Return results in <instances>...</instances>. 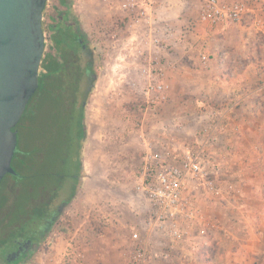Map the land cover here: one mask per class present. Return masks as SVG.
<instances>
[{"label":"rangeland","instance_id":"1","mask_svg":"<svg viewBox=\"0 0 264 264\" xmlns=\"http://www.w3.org/2000/svg\"><path fill=\"white\" fill-rule=\"evenodd\" d=\"M236 1L244 4L246 14L240 22L228 26L226 35L215 38L209 24L199 19L201 0H158L157 4L168 13L173 11L168 20L175 35L171 37L172 45L164 51L172 60L166 67L167 100L157 109H141V90L130 86L112 99V104L121 107L120 112H115L108 107L104 91L107 82L100 86L96 84V90H92L84 106L83 119L80 109H70L71 89L67 94L50 90L30 103L16 129L19 133L17 147L23 151L22 160L25 161L23 174L40 179L49 177L54 185L59 186L58 194L70 196V202L50 224L43 240L15 264H125L131 259L130 252L138 239V242L147 244L150 252L144 264H264L261 242L225 233L231 221H238L242 215L227 202L229 199L239 202L238 188L242 176L251 173L254 166L262 167V160L252 159L248 166L236 160L230 164V155L222 148L226 153L219 158L222 169L211 176L220 193L197 192V217L183 222L185 238L167 239L170 244L167 248L155 247L149 240L146 242L143 225L148 208L136 189L137 170L149 147L156 149L166 144L182 148L184 144L192 143L198 134L211 131L210 127L203 126V121H198L200 114L195 112L201 91H210L208 102L215 105L214 111L221 112L225 124L227 115L223 112L238 103H234L237 100L234 91L235 99H231L232 93L229 95L227 85L210 90L208 72L200 68L204 64L202 53L212 56L216 53L217 56V52L227 51L228 58L239 67L245 61L253 60L262 63L259 66L264 71V0ZM47 3L49 6L46 5L43 17L44 56L51 53L59 57L54 41L57 30L55 26L51 27L55 24L53 14V18L59 16L67 20L86 38L94 54L97 77L114 75L112 68L117 56L130 54L127 43L134 32L112 26L115 18H111L96 0H48ZM169 70L172 75H168ZM43 71L44 68L40 67V72ZM112 83L114 87L115 82ZM30 112L33 120L26 116ZM210 112L205 120L210 119ZM158 125L166 130L165 141L160 138L162 131ZM143 128L148 135L145 136L149 141L147 148L139 146L136 135V130ZM223 130L214 132L217 139L211 144V150L221 149ZM83 143L86 151L82 150ZM78 172L80 178L76 176ZM231 185L236 189L233 190ZM71 189L76 190L73 196L74 191L69 192ZM136 208L140 213L135 211ZM235 229L239 234L244 233L240 224ZM208 235H212L214 241L210 240L211 248L204 250L202 245L205 240L209 241ZM85 238L90 240L89 244L81 243Z\"/></svg>","mask_w":264,"mask_h":264},{"label":"built area","instance_id":"2","mask_svg":"<svg viewBox=\"0 0 264 264\" xmlns=\"http://www.w3.org/2000/svg\"><path fill=\"white\" fill-rule=\"evenodd\" d=\"M201 1L199 19L212 26L240 22L246 14V8L240 1ZM96 2L106 9L111 18H115L112 26L134 32L127 43L130 54L117 56L112 68L114 74L121 71L122 61L129 62L131 69L123 74L129 80L127 84L134 89L140 88L143 95L140 108L149 111L161 107L167 100L166 67L172 62L164 51L172 45L171 37L175 35L165 9L155 0ZM201 59L204 65H208L211 55L202 53ZM210 113L208 122L211 131L198 134L192 143L184 144L182 148L166 144L156 149L148 146L143 153L136 174V189L148 208V217L143 225L146 242L154 234L169 240H183L186 235L183 222L196 218L199 211L195 201L197 192L220 193L211 176L222 169L221 162L210 146L217 139L216 135L213 136L214 132L223 129L225 122L221 112L213 110ZM138 241L130 252L131 259L125 264H144L150 255L147 244ZM207 243L205 240L203 245Z\"/></svg>","mask_w":264,"mask_h":264},{"label":"crops","instance_id":"3","mask_svg":"<svg viewBox=\"0 0 264 264\" xmlns=\"http://www.w3.org/2000/svg\"><path fill=\"white\" fill-rule=\"evenodd\" d=\"M155 1L158 2V0ZM47 6H49L48 3ZM165 13L168 17L171 18L173 11L170 12L169 10L168 13V11L165 10ZM51 15L52 21L53 23H55L51 27H56L60 22V17L58 16V18H53L55 15ZM231 24L234 23L223 22L215 26H211L210 24L208 26L212 28L214 37L217 38L226 35V30L230 28L228 26ZM215 54L216 53H214L213 56L211 55L212 60L207 66L203 64V66L200 67L202 71L208 72V82L211 84L210 90L219 88V86L221 85H227L229 89V95L232 93V91H234V94L237 95L235 96V98H237L238 103L234 107H230L225 110L224 113L227 115V122L223 128V132H221L220 135L222 147L221 149L217 147V150L213 151L219 158H221L220 155L225 153L224 151H222V148L226 149L232 160L231 162H229L230 164L234 160L241 163L245 162L247 163V166L252 159L262 160V162H264V71H262V66H259L262 65V63H258L257 61L254 62L253 60H247L241 67H239L232 62V59L228 58L229 53L227 51L217 52V56ZM181 63L185 64L184 62ZM130 67L131 66L129 62L122 61L120 63L119 70L121 71L119 73H116L114 75L105 74L101 78L99 76L95 79L93 90H96V84H99L100 86L103 82H107L104 85V91L106 94V99L108 101V107L115 112H120L121 107L118 104H112L114 102L113 98L116 99L119 93H123V90L126 87L130 88V85L127 86V82L129 80L126 79L125 74H123L124 71L130 70ZM219 70L224 71L221 72ZM168 75H172L170 70L168 72ZM112 81L115 82L114 87ZM115 88L116 91L114 90ZM209 92H206V90L200 92V97L199 100H197L195 110L196 113L199 112L200 119L198 121H203L204 127H209V122L208 120H205V117H208L207 114L210 111L212 112L213 110H215L213 108L215 105H211L208 102ZM234 94L232 93L231 99H235L233 96ZM204 97H206L207 100H205ZM26 116H29V119L33 120V114L31 112ZM119 120H121V118H119ZM158 127H160V130L162 131L160 138L162 139V141H165L167 139V133L165 132L166 130L162 125H158ZM136 132L139 146L147 148L149 145V141L148 138H145V136H148L145 132V128H143V130H136ZM119 133L121 134V132ZM119 133L118 135H116L118 136V138ZM115 140L114 143L116 144L117 141ZM104 142L107 143V140L104 139ZM118 143L120 144L121 141H118ZM87 144L88 143L86 142L85 146ZM82 150L86 151L84 149V143L82 146ZM228 161L229 158L227 157L226 162ZM253 169L254 170H251V173H244L245 175L242 176V179L239 182V202H231L230 199L229 202H227L228 204L230 203L229 205H232L233 208L238 209L242 215L241 218L238 219V221H231L225 233L226 235L233 237L244 236V238L248 241L257 240V242L262 243V246L260 248L263 251L264 165L262 167L254 166ZM135 198L139 202V197L137 196ZM135 211L140 213V210L138 209ZM237 224L241 225V229L244 232L243 234H239V232L236 231L235 227ZM208 240V243L206 245H203L204 250H208L209 247L211 248L210 240L212 242L214 241V238L212 240V235H208ZM89 241L90 240H87V238H85V240H82L81 243L83 242L84 244H89ZM149 241H151L153 245H156L155 247L160 246L162 248H167L170 246L169 242H167L168 240L159 234L150 236ZM259 251L260 249L258 250V252Z\"/></svg>","mask_w":264,"mask_h":264},{"label":"trees","instance_id":"4","mask_svg":"<svg viewBox=\"0 0 264 264\" xmlns=\"http://www.w3.org/2000/svg\"><path fill=\"white\" fill-rule=\"evenodd\" d=\"M55 28L57 31L54 34V41L59 57L51 53L43 57L41 67L44 71L39 76L40 85L30 99L26 110L36 97L49 93L50 90L55 93L61 90L67 94V90L71 89L72 107L69 106V108L72 111L80 109L83 119L84 100L93 90V84L88 77L91 57L85 49H82L75 37L70 39V31L64 25H58ZM68 39L71 40L70 43ZM26 110L15 130L22 123ZM22 157L23 151L17 147L12 160L16 173L6 174L0 184V256H6L18 244L20 245V239L24 236L30 238L37 227L50 219L57 207L68 199L67 195L58 194L59 186L54 185L49 177L40 179L38 176H25L22 169L25 161ZM38 175L40 176L41 173ZM0 259L4 261L3 258Z\"/></svg>","mask_w":264,"mask_h":264},{"label":"water","instance_id":"5","mask_svg":"<svg viewBox=\"0 0 264 264\" xmlns=\"http://www.w3.org/2000/svg\"><path fill=\"white\" fill-rule=\"evenodd\" d=\"M48 0H0V184L15 174L16 125L39 88ZM86 103L84 104V106Z\"/></svg>","mask_w":264,"mask_h":264},{"label":"flooded vegetation","instance_id":"6","mask_svg":"<svg viewBox=\"0 0 264 264\" xmlns=\"http://www.w3.org/2000/svg\"><path fill=\"white\" fill-rule=\"evenodd\" d=\"M59 21L60 22L57 24V26L58 25H66L65 27L70 31V34H71L70 39H73V37H75L79 41L80 45L82 46V49H85L86 52L90 55V57H91L89 59L90 71L88 72V77L90 78L92 84L94 85L95 79L97 77V74L95 73V67H94L95 64L93 61L94 54H93V51L91 50L86 38L83 36V34L79 30H77V28L70 26L68 24V22H66L67 20L60 18ZM90 96L91 95H89V97L86 100H84L85 103L87 102V100H89ZM80 167H81V165H80ZM79 175H80V172L77 173V175H76L77 178H80ZM75 185H76V182L72 186L75 187ZM72 189H74V188H72ZM72 189H71L70 193L74 191L72 193V196H73L75 194L76 190H72ZM69 202H70V196H68L67 200L62 202L61 206L57 207L56 211L53 213V215L50 219L43 222L42 225H39V227H37L36 232H34L33 235H30V238L27 236H24L23 238L20 239V245L18 244L17 247L15 249H13L11 252H8V254L6 256L1 255L0 258H3L4 261H2V259H0L1 260L0 264H15L18 261H20V259L27 256V254H29L32 250H34V248L39 244V242L43 240L45 233L49 230V226L53 222L55 217H57L59 215V213L63 210V208L66 205H68ZM19 246H20V248H19ZM18 248H19V251H18Z\"/></svg>","mask_w":264,"mask_h":264}]
</instances>
